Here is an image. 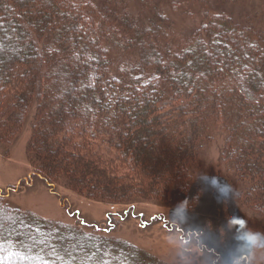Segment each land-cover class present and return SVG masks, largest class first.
Wrapping results in <instances>:
<instances>
[{
	"label": "trees",
	"instance_id": "trees-1",
	"mask_svg": "<svg viewBox=\"0 0 264 264\" xmlns=\"http://www.w3.org/2000/svg\"><path fill=\"white\" fill-rule=\"evenodd\" d=\"M130 1L0 0V32L4 35L0 42L8 47V52L0 54L5 65L4 72L0 69V91L20 85L26 76V91L17 101L30 91L34 99L39 96L35 123L49 134L47 138L58 137L60 128L71 136L84 130L88 137L102 141L101 135H106L103 144L111 148L106 145L103 152L108 161L105 167H91V179L96 187L106 183L107 195L116 187L112 180L117 177H110V171L124 178L127 173L120 170L137 167L141 175L143 160L158 178L164 177V170L157 169L175 172L170 184L175 191L183 188L189 173L183 160L208 126L223 136L221 147L235 152L236 158L228 165L237 178L242 177L250 188H263L264 27L258 25L256 12L242 10L243 16L234 18L230 7L226 8L232 0H202L200 25L185 33L167 17L163 5H154L153 0H136L131 5ZM198 2L173 0L170 6L179 5L186 15H192L191 6ZM226 76L262 101L249 102L237 89L227 87ZM62 85H68L71 92L56 94ZM97 121L101 125L95 127ZM153 136L157 139L154 147L165 153L164 165L147 148V138ZM94 151L89 152L91 159L102 158ZM67 154L70 158L73 151ZM83 159L87 160L86 155ZM118 161L126 166L119 170ZM87 162L76 166L85 169L90 165ZM52 168L48 165L37 174L46 180L47 169L50 173ZM123 184L116 187L117 194L134 185ZM14 217L20 222L17 230H12V215L0 222V264H51L47 253L40 258L29 245L39 234L44 244H53V227L62 234L57 250L66 256L68 236L79 247L104 244L107 251L136 255L115 244L111 225L104 232H86L46 220L36 227L29 214ZM20 239L25 243L19 244ZM138 255L143 264H153Z\"/></svg>",
	"mask_w": 264,
	"mask_h": 264
},
{
	"label": "rangeland",
	"instance_id": "rangeland-1",
	"mask_svg": "<svg viewBox=\"0 0 264 264\" xmlns=\"http://www.w3.org/2000/svg\"><path fill=\"white\" fill-rule=\"evenodd\" d=\"M135 1H130L131 5H136ZM172 1L152 2H155L154 5H163L167 17L185 33H190L194 27L200 25L204 4L202 0L191 6L192 15H186L179 5L173 9L170 6ZM229 2L226 8L230 7L234 18L242 17V10L249 13L253 11L260 19H256L259 21L258 25L264 27V0ZM0 30L2 32L1 27ZM1 32L0 41L4 36ZM2 51L8 52V47L0 42V54ZM19 64L23 66L22 62ZM4 66L0 60V69L3 72ZM25 77L20 85L13 87L12 84L8 89L0 91V222L5 216L12 215V230H17L20 222H17L14 215L29 214L36 227L46 220L75 225L81 231L92 232L98 229L104 232L111 225L110 234L114 235L115 244L136 255L107 251L104 244L77 247L74 237L68 236L70 246L66 256L57 250L62 234L54 227L51 236L53 244H44L40 241L39 236L42 235L39 234L29 245L32 253L40 258L47 253L50 260L48 262L51 264H143L138 254L153 264H179V239L189 231L208 229L203 237L206 255L202 259L205 264H264V186H260L258 190L250 188L248 182L243 184L242 177L237 178L230 170L228 162L236 158L235 152L221 147L224 145L223 136L218 135L214 126H208L205 132L201 133V137L194 143L195 149L185 156L183 164L189 168V173L183 188L176 191L173 189L170 179L176 175L167 168L157 169L164 170V177L158 178L155 172L149 170L146 160L141 162V175L137 167L121 171L120 168L123 169L126 165L125 162L123 164L118 161L116 164L120 172L127 174L122 178L116 171H110V177H117L112 180V184L116 187L126 182L134 185L122 195L117 194L116 187H113L112 192L107 195L106 183L100 182L98 187L93 183L91 167L106 166L108 159H105L106 154L103 151L107 144L103 142H106L108 137L102 134L103 141L100 137H95L96 140L84 134V130H79L71 136L60 128L61 134L58 137L53 134L47 138L49 134H44V128L35 123L39 96L34 99L30 91L23 100L17 101L18 95L26 91L27 87L23 84L28 82V79ZM227 81V87L237 89L249 102L262 101L254 95L251 96L234 80L228 78ZM48 90L54 92L51 88ZM60 90L56 93L60 96L63 92H71L68 85H62ZM81 93L82 91L78 96H81ZM96 124L95 127L101 125L98 121ZM147 139V148L152 150L153 156L164 165L165 153H159L157 147H154L156 136ZM107 147L111 148L108 145ZM92 150H95L96 154L99 152L102 158L91 159L89 152ZM72 151V156L68 158L70 155L67 152ZM84 155L89 162L83 159ZM77 157L81 160L78 161ZM79 162H87L90 165L85 170L76 166V163L81 164ZM48 165L53 167V170L50 173L49 168L45 171V180L37 172L43 171ZM174 193L176 196L172 199ZM67 196L69 200L64 198ZM120 211H123L121 215ZM24 225L26 228L29 226L28 223ZM2 235L0 232V242H3ZM253 235L257 236L255 242ZM24 243L25 240L20 239L19 244ZM5 246L9 247L8 244Z\"/></svg>",
	"mask_w": 264,
	"mask_h": 264
},
{
	"label": "clouds",
	"instance_id": "clouds-1",
	"mask_svg": "<svg viewBox=\"0 0 264 264\" xmlns=\"http://www.w3.org/2000/svg\"><path fill=\"white\" fill-rule=\"evenodd\" d=\"M208 231V229L189 231L179 239L177 250L179 264H205V260L202 259L206 255L203 237ZM256 239L257 236L253 235V242Z\"/></svg>",
	"mask_w": 264,
	"mask_h": 264
},
{
	"label": "snow or ice",
	"instance_id": "snow-or-ice-1",
	"mask_svg": "<svg viewBox=\"0 0 264 264\" xmlns=\"http://www.w3.org/2000/svg\"><path fill=\"white\" fill-rule=\"evenodd\" d=\"M81 223H84L83 221H81ZM141 226H143V225H141ZM0 248H2V245H0ZM105 264H107V262H105Z\"/></svg>",
	"mask_w": 264,
	"mask_h": 264
}]
</instances>
